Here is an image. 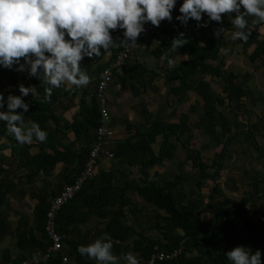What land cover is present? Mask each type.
Listing matches in <instances>:
<instances>
[{
    "label": "crops",
    "instance_id": "obj_1",
    "mask_svg": "<svg viewBox=\"0 0 264 264\" xmlns=\"http://www.w3.org/2000/svg\"><path fill=\"white\" fill-rule=\"evenodd\" d=\"M252 19L249 17V31L256 33L261 41L264 38V22L253 24ZM218 23L228 30L222 35L219 60L214 66H219L224 74L236 76L234 84L237 93L226 92L222 78L202 74L192 77L191 83L195 87L188 94L172 93V88L179 84H171L170 72L187 60V52L179 47L166 52L164 38H155L150 44L145 38L127 65L134 79H115L107 93L111 114L107 126L114 132V137L105 148L115 153L119 145H127L125 143L130 139L138 138V135L152 129L155 122L180 124L179 139L172 137L171 142L175 145L186 143L188 151L201 152L203 159L209 163L229 141L219 179L220 188L231 200L248 201V215L264 235V197L250 188V182H259L264 177V158L260 156L264 154V56L252 60L256 45L246 47L244 41L233 39V32L237 29L231 24L228 14ZM156 39L160 43H156ZM117 48L118 45L111 48L101 59L85 57L81 65L91 75L90 83L83 87L66 83L54 88L51 101L43 99L45 88L49 85L38 77L28 81L27 71L0 67V92L5 99L9 94L20 95V84L35 86L39 95L24 97L30 105L24 114L26 126L30 127L32 122L39 123L48 134L43 142L34 139L32 143L21 144L8 132L6 123L0 121V264H18L26 260L40 264V257L48 248L43 220L37 217L41 198L48 196L51 199L58 194L83 167V150L92 146L98 130L89 129L88 108L94 103L104 67ZM202 80L211 84V92L216 100H220L211 116L205 100L197 91ZM97 105L100 111L99 103ZM3 110H7V104ZM75 119L79 120L78 134L71 129ZM85 125L88 127L86 131ZM238 133L240 135L235 138ZM79 136L82 138L79 139ZM161 139L160 136L152 145L157 155L162 147ZM196 142H200L199 147ZM187 155L179 146L169 161H165L163 166L153 167L147 177L141 173L139 164L134 165V161L131 165L129 155H125L122 161L103 160L91 179L95 181L87 183V192L81 198L78 223L70 227L60 256L68 257L70 264H77L74 249L84 244L86 237L94 241L96 229L106 228L108 220L102 221L86 206V199L97 196L103 183L111 182L121 194L128 182L144 186L155 179V173H166L167 178L185 176L188 193L199 192L202 179L193 161L187 160ZM211 188V182L206 181L202 193L207 196ZM126 197L136 203H145L143 206L151 205L135 189L129 188ZM119 199L123 200L121 196ZM125 261H119V264H125Z\"/></svg>",
    "mask_w": 264,
    "mask_h": 264
},
{
    "label": "trees",
    "instance_id": "obj_2",
    "mask_svg": "<svg viewBox=\"0 0 264 264\" xmlns=\"http://www.w3.org/2000/svg\"><path fill=\"white\" fill-rule=\"evenodd\" d=\"M181 3L182 0H178L173 10L172 20L165 19L158 26L162 28L166 36L170 37L165 45L166 52L174 48L172 47V41L179 36L180 32L185 33L184 38L187 40L182 47L178 46L187 52V60L178 67H174L170 72L171 84L173 82L179 84L172 88V93L188 94L195 87L191 83L193 81L192 77L199 74L222 78L224 90L229 94L237 93L238 89L234 84L236 76L230 73L224 74L219 66H214L219 60L222 46L221 39L222 35L228 30L227 27H224V33L217 37L214 35V31L221 27L216 21H210L208 27L198 26V22L194 19H190L186 25L182 24L175 19L177 15H180L179 7ZM207 19L208 17L205 14L204 20ZM112 35L114 41L118 44L117 50L114 51L113 58H115L123 47L119 45L124 39L123 30L119 28L112 30ZM155 38V36H150L145 41L150 44V41ZM244 43L246 47L256 45V49L251 56L252 60L264 56V38L260 41L256 33H251L249 39ZM104 51L102 49V52ZM103 56H99V59ZM131 59L128 63L131 62ZM131 78L134 79V74L126 66L124 81ZM198 84L197 91L205 100L208 113L211 116L216 110L217 104H220V100H216L208 81L202 80ZM239 92L241 93V91ZM97 103L95 92L94 103L91 108H88V110L90 109L88 113L90 119L87 122L90 124L89 129H93L95 132L101 125V113ZM77 125H79V120L75 119L71 129L78 134ZM86 128H88L87 125H85V131ZM179 128L180 124L172 125L155 122L152 129L138 135V138L130 139L125 143L127 145H119L120 147L115 150V159L111 161L119 159L122 161L125 159V155H129L132 158L129 161L131 165L135 161L134 165L139 164L141 173L147 177L153 167L163 166L164 162L169 161L176 153L177 148L181 146L188 154L187 160L193 161L194 168L198 170L202 179L198 186L199 192L188 193L187 186L184 184L185 176L177 175L175 178H167L166 173H155V179L147 182L144 186L128 182L123 186V191H125L121 194H118V189H115L111 182L103 183L97 196H90L86 199V206L89 211H94L102 221L108 220L105 229H96L97 233L94 234V239L100 237L103 233H109L113 239V252L120 258L124 257L127 252L139 254L140 264H148L153 254L173 253L179 249L182 253L177 258L157 262L156 264H231L225 253L237 245H244L250 248L252 252L260 249L264 253V235L248 215L246 206L248 201L245 199V201L237 202L227 198L222 193L219 185L221 172L227 158V143L229 141L225 144L223 151L215 155L213 161L209 163L208 160L203 159L201 152L197 150L188 151L186 143L181 142L182 145H175L171 142L172 137L179 139ZM238 135L240 133L235 138ZM160 136L162 137V147L159 155H157L152 145L158 141ZM96 137L95 135L94 141ZM78 138L81 139L82 137L79 136ZM83 151L84 162L83 167L80 168L81 171L86 167L91 146L85 147ZM260 156L264 158V154L261 153ZM80 169L78 174L81 172ZM74 181L75 179L69 184ZM89 181L93 183L95 179ZM206 181L211 182L212 185L207 196L202 193ZM263 184L264 177L259 182H250V188L255 194L264 197ZM129 188L135 189L147 203L149 202L152 213L155 214V221L153 220V222H151L152 218H149L148 214H141L139 221L142 222L143 226L140 229L134 223L129 224L127 219L129 215L135 213L133 212L135 208H139L138 203L126 197ZM86 192L87 184L75 199L66 204L59 212L57 225L59 232L64 237L68 236L70 227L78 223L82 210L81 198ZM58 194L52 196L51 199L48 196L41 198L37 217L43 220L44 233L49 203ZM120 196L123 198L121 201ZM154 229L158 232V236H152L149 233ZM132 238L134 239L132 240ZM91 242L86 237L84 244ZM48 245L49 243L47 247ZM73 254L76 256L77 264H96L93 258L82 256L77 248L74 249ZM60 255L42 261L40 264H63L62 255ZM262 261H264V255H262ZM20 263L22 264V262Z\"/></svg>",
    "mask_w": 264,
    "mask_h": 264
},
{
    "label": "clouds",
    "instance_id": "obj_3",
    "mask_svg": "<svg viewBox=\"0 0 264 264\" xmlns=\"http://www.w3.org/2000/svg\"><path fill=\"white\" fill-rule=\"evenodd\" d=\"M177 2L0 0V67L27 71L29 76L38 77L49 85L43 99L51 101L54 88L66 83L75 87L90 83L92 77L81 61L85 57L104 55L118 45L112 30H123L124 39L119 45H138L137 39L145 31V24L150 22L158 27L165 19L171 21ZM179 13L176 20L186 25L194 19L200 27H208L210 21L222 22V14H228L237 29L233 39L247 41L251 33L249 17H253V24L264 22V0H182ZM205 14L207 20H204ZM224 31L222 27L217 28L214 35L219 37ZM184 36L185 33L180 32L173 39L172 47H182L187 42ZM19 92L20 95L9 94L7 99L0 92V121L6 123L8 132L21 144L32 143L34 139L45 141L47 131L36 122L27 127L24 115L30 107L24 97L39 93L35 92V86L23 84L19 85ZM5 104L7 110H3ZM77 251L95 259L97 264H119L120 257L113 252V239L109 233H103L91 243L78 245ZM225 255L231 264H264V253L260 249L252 252L244 245L233 247ZM124 259L126 264H139L132 252L125 253Z\"/></svg>",
    "mask_w": 264,
    "mask_h": 264
},
{
    "label": "built area",
    "instance_id": "obj_4",
    "mask_svg": "<svg viewBox=\"0 0 264 264\" xmlns=\"http://www.w3.org/2000/svg\"><path fill=\"white\" fill-rule=\"evenodd\" d=\"M155 36L156 38H164L165 42L170 37L163 33L162 28L153 26L150 22L145 24V31L138 37L137 44L144 38ZM138 45L125 47L123 46L119 54L111 59L100 76L97 89L96 99L100 105L101 125L97 130V137L91 147L89 159L86 167L75 178V181L68 184L64 189L51 200L46 216L45 233L48 240V248L40 257L41 262L62 254L64 249V235L58 230L57 218L62 208L71 202L85 188L86 184L95 176V172L99 164L105 160L115 159V153L107 150L105 145L114 137V132L108 128L107 122L111 114L108 108L107 93L115 79H123L126 76V66L128 61L138 50ZM32 76L28 77L30 81ZM32 86V85H30ZM36 92V90H35ZM182 251L176 250L173 253L153 254L148 264H156L177 258ZM63 264H70V259L66 256L62 257ZM40 263V262H39ZM22 264H33L31 261H23Z\"/></svg>",
    "mask_w": 264,
    "mask_h": 264
},
{
    "label": "rangeland",
    "instance_id": "obj_5",
    "mask_svg": "<svg viewBox=\"0 0 264 264\" xmlns=\"http://www.w3.org/2000/svg\"><path fill=\"white\" fill-rule=\"evenodd\" d=\"M223 16L224 15H227V14H222ZM142 41V40H141ZM140 41V42H141ZM156 43H160V40L159 39H156ZM195 145L197 146V147H199L200 146V142H196L195 143ZM137 203H139V202H137ZM143 204L145 205V203H139V205H137L139 208H136L133 212H135L134 214H132V215H129L128 216V220H129V222H131V223H134V225H136V227L138 228V229H140V227H142L143 226V224H142V222H140L139 221V217H140V215L141 214H148L149 215V218H152L151 219V222H153V220L155 221V214H153L152 213V210H151V207H149L148 205L147 206H143ZM143 210V211H142ZM163 214H165L164 212H162ZM152 236H158V232L154 229L153 231H150L149 232ZM134 238H132V240H133ZM134 254V253H133ZM138 258V257H137ZM138 260H139V258H138ZM119 261H125L124 260V258H120V260ZM120 263V262H119ZM125 264H126V261H125ZM139 264H140V261H139Z\"/></svg>",
    "mask_w": 264,
    "mask_h": 264
}]
</instances>
